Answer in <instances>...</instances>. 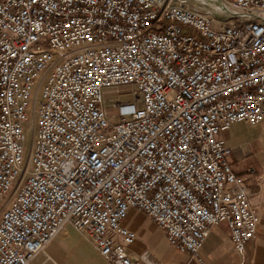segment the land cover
Listing matches in <instances>:
<instances>
[{
	"label": "built area",
	"instance_id": "obj_1",
	"mask_svg": "<svg viewBox=\"0 0 264 264\" xmlns=\"http://www.w3.org/2000/svg\"><path fill=\"white\" fill-rule=\"evenodd\" d=\"M235 123L264 135V0H0V264L67 225L109 264H150L126 249L130 210L193 256L225 222L243 252L258 221Z\"/></svg>",
	"mask_w": 264,
	"mask_h": 264
},
{
	"label": "crops",
	"instance_id": "obj_2",
	"mask_svg": "<svg viewBox=\"0 0 264 264\" xmlns=\"http://www.w3.org/2000/svg\"><path fill=\"white\" fill-rule=\"evenodd\" d=\"M264 141V135H261ZM230 142V139L228 140ZM231 145V144H230ZM234 161L240 156L233 154ZM255 173L234 169L243 177L251 207L257 216V231L243 252L233 246L230 230L225 222L213 226L198 254L193 256L177 250L166 239L164 232L143 212L130 210L123 226L135 233L133 242L126 246L134 260L146 258L150 264H264V150L254 158ZM133 217H139L137 220ZM48 251L43 252L47 254ZM43 253H39L36 258ZM53 262L51 260L48 264Z\"/></svg>",
	"mask_w": 264,
	"mask_h": 264
},
{
	"label": "rangeland",
	"instance_id": "obj_3",
	"mask_svg": "<svg viewBox=\"0 0 264 264\" xmlns=\"http://www.w3.org/2000/svg\"><path fill=\"white\" fill-rule=\"evenodd\" d=\"M130 91L129 87L105 90L104 107L108 109L111 123L118 121L111 104L113 102L131 101V96L126 94ZM261 135L263 133L260 126L244 123L232 124L227 132L221 134L227 144H231L232 155L235 153L240 156L238 161H234L233 156L230 157L229 162L233 169L239 167L244 170L248 166L257 168L254 158L259 157L260 150H264V141ZM229 139L230 142H228ZM138 218L133 217L136 220ZM45 251H48V255L43 253ZM40 253L43 254L35 258L31 264H48L51 260H53L51 263L55 264H109L100 257L85 234L69 225L56 235Z\"/></svg>",
	"mask_w": 264,
	"mask_h": 264
}]
</instances>
